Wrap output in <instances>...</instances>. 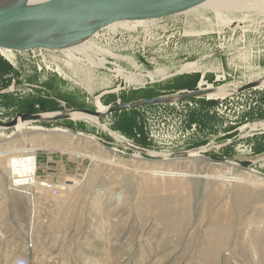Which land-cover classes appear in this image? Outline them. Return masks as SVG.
<instances>
[{
  "label": "rangeland",
  "instance_id": "1",
  "mask_svg": "<svg viewBox=\"0 0 264 264\" xmlns=\"http://www.w3.org/2000/svg\"><path fill=\"white\" fill-rule=\"evenodd\" d=\"M215 17L210 11L203 17L165 15L136 27L135 19L114 23L119 31L139 34L133 50L121 46L129 48L125 52L132 59L113 56L122 68L91 65L80 52L75 61L58 49H0L3 122L23 113L95 111L98 96L107 107L176 97L182 86L193 87L202 78L204 87L231 90L225 97L150 105L101 120L73 117L0 127V264H259L255 251L243 261L236 258L238 252L264 247V134H259L264 87L243 91V97L232 92L264 77V16L240 20L236 29L217 25ZM44 55L50 57L44 60ZM105 60L113 61L108 55ZM78 62L97 79L92 94L74 74ZM188 63L199 69L188 71ZM148 72L157 76H144ZM124 74L139 81L130 82ZM101 123L128 140L119 141ZM25 148L34 150L9 153ZM20 154H31L36 168L18 181L9 162ZM229 172L248 181L230 186L205 178ZM242 186L260 195L239 205ZM225 220L235 221L229 224L236 236L216 249L211 235ZM239 242L245 249L230 256Z\"/></svg>",
  "mask_w": 264,
  "mask_h": 264
},
{
  "label": "water",
  "instance_id": "2",
  "mask_svg": "<svg viewBox=\"0 0 264 264\" xmlns=\"http://www.w3.org/2000/svg\"><path fill=\"white\" fill-rule=\"evenodd\" d=\"M204 0H52L39 4L0 6V48L24 52L34 49L61 50L85 39H91L108 26L126 20L156 19L188 9ZM182 73V72H181ZM260 82L250 81L232 93L259 89ZM212 87H198L176 97L160 96L137 101L117 103L102 112L99 109H72L63 113H23L9 122L0 121V127H16L19 122L56 121L72 118L80 112L97 119L124 110L150 105L172 104L186 100L210 97Z\"/></svg>",
  "mask_w": 264,
  "mask_h": 264
},
{
  "label": "bare ground",
  "instance_id": "3",
  "mask_svg": "<svg viewBox=\"0 0 264 264\" xmlns=\"http://www.w3.org/2000/svg\"><path fill=\"white\" fill-rule=\"evenodd\" d=\"M49 1H52V0H0V6L15 5V4H22V3L33 5V4L45 3V2H49ZM210 11H213L214 14L216 15L215 18H217V25L219 24V25L232 26L233 29H236L238 27V22L240 20H243L244 22L253 20L257 17V14L264 16V0H204L201 3H199L198 5H194L193 7H190L188 9H185V10H182L179 12H176L174 14L183 13V14H186L188 16L193 15L196 17H203L204 14H206ZM239 15H241V18H239L240 17ZM135 20L139 21L138 24L135 25V27H136L138 25L145 24V23L151 21L152 19H135ZM108 28L117 29V27H115L114 24L108 26ZM91 40L92 39L82 40V41L77 42L75 44H72L68 47L62 48L61 51L65 52L67 56L69 55L71 57V60L73 59L75 61L79 60V57H77V53L80 52V54H82L86 57V60L88 61L89 64L97 66V67L98 66L104 67V63L106 60L101 59V60L97 61V60L93 59V57L90 54V50L95 48V42H93ZM0 49H2V48H0ZM5 50H7V49H5ZM7 51H10V50H7ZM81 63L83 64V62H81ZM77 64H76V70L74 71L75 72L74 74H76V78L79 80L80 85L89 94H92L95 90V87H96L95 84L97 83V81H96L97 79L95 80L93 77L89 76V73L87 71L88 68L86 69L85 67L80 65L79 62ZM71 66H72V64H71ZM185 67L188 69V71H196L199 69V66L197 64H194V63H188L185 65ZM80 71L83 72V74H81ZM119 72L122 73L123 71L120 70ZM163 72L158 71L157 75L158 74L164 75ZM157 75H155L154 73L148 72V74H145L144 76H147L151 79H154ZM124 77L130 82H135V81L138 82L139 81V80H135V78H132V76H129V75H125ZM258 81L260 82L259 87H264V77L259 78ZM102 82H101V85H103V86L108 85V84H106L104 82L102 83ZM110 82H112V81H110ZM209 87H212L214 89V92L209 94L211 98L225 97V96L229 95V93L231 91L230 89L226 88L225 86L214 87L213 85H209ZM96 105H97L98 109L102 112L106 111L108 108L107 106H105L100 101L99 96L96 97ZM50 115L51 114H44V115H42V117H47ZM71 116H72V118L76 117V118H84V119H91V120L97 119L95 117H92L90 115L80 113V112H72ZM26 123H28V122H23V123L19 122V124L16 127H18L22 124H26ZM101 124H102L101 126H103V128L105 130H108L119 141L126 142L128 140L127 136H125L124 133H122L118 130H113L111 128V126H109V124H107V123H101ZM33 150L34 149L25 148L22 150H13V151H10L9 153H17V152L22 153L23 151L30 153V152H33ZM3 153H4V155L8 154V152H3ZM1 154L2 153H0V156H3ZM194 154H197V153H194ZM32 158H33V156L31 154H26L24 156L20 154L18 159H16L15 157H12L10 159L9 166H10V168H12L11 174L13 175L14 180H16L15 177L18 178V181H20V179L26 180L28 176L33 175L34 169L36 168V166H35ZM90 159L95 161L96 157L95 158L90 157ZM0 171H1V169H0ZM165 172H167V173H165ZM155 173H156V175H159V176H168V177H173V178L191 177L189 174H187V172H183V171H157ZM1 175L6 176V173H1ZM7 175H8V173H7ZM205 178H210V179H214V180H218V181H222V182H227L230 186H233L234 183L241 184V183H246L248 181L246 179V177L237 176L234 174V172H229V173H225V174L220 173V174H214V175H207V176H205ZM239 186H241V185H239ZM237 190L239 193L238 194V204L239 205H242L243 203H245V201H250V199H255V198H257V196L260 195L256 191L247 190L246 188H244V186L239 187ZM238 210H241V208L239 207ZM34 211L36 212V208L34 209ZM225 221H227V222L226 223H220L219 224L220 226H217V229H218L217 233L218 234L217 235H214V234L211 235L212 236V238H211L212 245L216 249H219V248L221 249L225 245H229L231 243V239H233V237L236 236V230H234V228L229 224L231 221H233V222H235V221L234 220H230V221L225 220ZM241 224L239 223V225H241ZM242 226L244 227L243 224H242ZM220 232H222V233H220ZM238 236H239V232L237 233V238H239L238 240L244 239L243 237H241V236L238 237ZM29 238H30V234H29ZM259 239H260V237H259ZM233 248L234 249H233L230 256H233V254H235L233 252L237 253L239 251L238 249H245V248H241L240 242L238 243V245L235 243V246ZM252 251H255V254L257 255L256 261L259 264H264V247H262V246H257L253 250L252 249H250L248 251L245 250L244 255L241 254L240 252H238L237 253L238 257L236 256L237 257L236 259L243 261L245 259V256L250 254ZM215 254L213 256H215Z\"/></svg>",
  "mask_w": 264,
  "mask_h": 264
},
{
  "label": "built area",
  "instance_id": "4",
  "mask_svg": "<svg viewBox=\"0 0 264 264\" xmlns=\"http://www.w3.org/2000/svg\"><path fill=\"white\" fill-rule=\"evenodd\" d=\"M92 41L95 42V48L90 50V54L93 57V59H95L97 61L101 60V59L105 60V57H103V54L108 55V56H110V59L113 61L107 60V61H105L104 65L107 64L108 66H113L115 68L116 67L122 68L119 64V62H120L119 59H121L122 61H125V60L129 61L131 56H128L127 53L125 52L129 48H126V47L124 48L121 46H123L124 44H128L131 46L130 49L133 50L135 48V45L137 43H139V34L137 31L126 32V31H119L118 28L117 29L109 28V29L103 30L100 33H98L97 35H95L92 38ZM120 47H121V49H120ZM105 49L107 51H104ZM30 51L35 53L36 51L42 52V51H51V50L34 49V50H30ZM107 52H109V53H107ZM48 56L44 55V56H42V58L45 60V59H47ZM82 56L85 57L84 55H82ZM113 56H118L120 58L116 59ZM44 60H43V65L46 68H48L49 66H46V63ZM85 61H86V59H85ZM48 63L50 64L51 67L57 66L56 62H54V61H48ZM51 67L49 69L54 70ZM38 69H42V65L38 64ZM120 70H122V69H120ZM205 85H206V83H205V81H203V78H202L201 81L199 82V87H204ZM207 86H209V85H207ZM238 96H242V97L245 96L244 92L238 94ZM241 99H243V98H241ZM41 185L48 188V189H52V190L55 189V186L49 182H42Z\"/></svg>",
  "mask_w": 264,
  "mask_h": 264
},
{
  "label": "crops",
  "instance_id": "5",
  "mask_svg": "<svg viewBox=\"0 0 264 264\" xmlns=\"http://www.w3.org/2000/svg\"><path fill=\"white\" fill-rule=\"evenodd\" d=\"M202 77H203V75H202ZM200 80H199V82H200ZM199 82H197V84L195 86H193V87H191V86H182L179 91H190V90H194L199 85ZM55 100H57L61 105H63L65 103L64 101H61L59 99H55ZM262 131H264V130L262 129L259 134H264Z\"/></svg>",
  "mask_w": 264,
  "mask_h": 264
},
{
  "label": "trees",
  "instance_id": "6",
  "mask_svg": "<svg viewBox=\"0 0 264 264\" xmlns=\"http://www.w3.org/2000/svg\"><path fill=\"white\" fill-rule=\"evenodd\" d=\"M199 82V81H198ZM196 88H198V87H196Z\"/></svg>",
  "mask_w": 264,
  "mask_h": 264
}]
</instances>
